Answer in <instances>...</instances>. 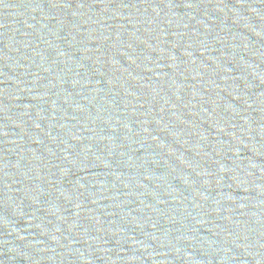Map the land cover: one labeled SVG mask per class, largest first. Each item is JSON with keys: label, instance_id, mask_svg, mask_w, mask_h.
Segmentation results:
<instances>
[{"label": "water", "instance_id": "95a60500", "mask_svg": "<svg viewBox=\"0 0 264 264\" xmlns=\"http://www.w3.org/2000/svg\"><path fill=\"white\" fill-rule=\"evenodd\" d=\"M0 264H264V0H0Z\"/></svg>", "mask_w": 264, "mask_h": 264}]
</instances>
